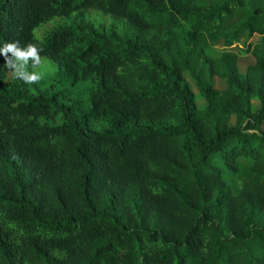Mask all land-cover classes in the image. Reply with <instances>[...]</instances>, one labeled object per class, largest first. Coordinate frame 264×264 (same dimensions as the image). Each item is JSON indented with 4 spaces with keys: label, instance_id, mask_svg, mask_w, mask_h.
Masks as SVG:
<instances>
[{
    "label": "trees",
    "instance_id": "trees-1",
    "mask_svg": "<svg viewBox=\"0 0 264 264\" xmlns=\"http://www.w3.org/2000/svg\"><path fill=\"white\" fill-rule=\"evenodd\" d=\"M210 1L0 0L68 86L0 57V264H264V0Z\"/></svg>",
    "mask_w": 264,
    "mask_h": 264
},
{
    "label": "rangeland",
    "instance_id": "rangeland-1",
    "mask_svg": "<svg viewBox=\"0 0 264 264\" xmlns=\"http://www.w3.org/2000/svg\"><path fill=\"white\" fill-rule=\"evenodd\" d=\"M204 3L210 4L211 1L210 0H202ZM92 12V11H87L85 12L86 14ZM88 20L90 22H92L95 25H99L100 23L104 22V18L101 17V15L96 14V13H91L88 14ZM239 20H241V17L236 16L234 17V19L232 20V22L230 23V26H234L236 25ZM63 20H59L56 23H54L55 21L48 23L46 25H43L41 27H38L34 30L33 34L35 36L36 39L42 41L44 39V37L47 35L46 33L49 31V29H52L56 26L57 23H61ZM66 24L70 23V19H66ZM223 47L222 44L217 45L216 47H210L207 50L208 56L211 58H217L218 56L221 55L222 51H223ZM238 49H240L239 47L236 48L235 52L238 51ZM254 64V60L251 57H242L240 56L238 58V67L241 73H244L247 69L248 66L253 65ZM38 71L41 72L42 78L39 81V85H40V91H45L49 88H53V90H58V91H62L65 89H68V86L64 85H56L54 82V77H55V73H56V65H54L53 62H51L48 59H43L41 65L38 68L32 69L31 71ZM187 82L190 86V88L194 91V93H196V89L193 85V82L189 79L188 76H186ZM214 84H215V88L219 91H224L226 89V84L224 81H221L219 79H214ZM56 86V87H54ZM60 86L62 88H60ZM86 86V87H84ZM79 85L75 88H71V95L68 101H64L65 103L69 104L70 101H77V100H86V94H85V90H87L88 85ZM199 107L202 108L204 103L202 101H199ZM253 108L256 109L258 108V103L256 101L253 102ZM104 125H100L94 128L95 131L100 132L103 129Z\"/></svg>",
    "mask_w": 264,
    "mask_h": 264
},
{
    "label": "clouds",
    "instance_id": "clouds-1",
    "mask_svg": "<svg viewBox=\"0 0 264 264\" xmlns=\"http://www.w3.org/2000/svg\"><path fill=\"white\" fill-rule=\"evenodd\" d=\"M43 50L35 43L21 45L19 41L3 42L0 46V57L4 59V67L9 69L14 79L20 80L25 84L38 83L42 78V73L30 71L38 68L42 60Z\"/></svg>",
    "mask_w": 264,
    "mask_h": 264
},
{
    "label": "crops",
    "instance_id": "crops-1",
    "mask_svg": "<svg viewBox=\"0 0 264 264\" xmlns=\"http://www.w3.org/2000/svg\"><path fill=\"white\" fill-rule=\"evenodd\" d=\"M263 130H264V126H263Z\"/></svg>",
    "mask_w": 264,
    "mask_h": 264
}]
</instances>
